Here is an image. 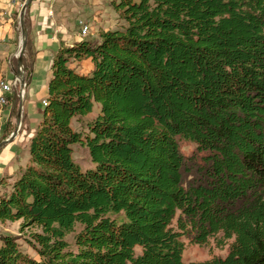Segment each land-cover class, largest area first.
Returning <instances> with one entry per match:
<instances>
[{
    "label": "trees",
    "instance_id": "1",
    "mask_svg": "<svg viewBox=\"0 0 264 264\" xmlns=\"http://www.w3.org/2000/svg\"><path fill=\"white\" fill-rule=\"evenodd\" d=\"M113 5L123 26L54 56L29 162L0 195L38 257L6 234L0 264H264V0ZM181 139L204 153L189 182ZM220 233L225 257L184 261L183 236Z\"/></svg>",
    "mask_w": 264,
    "mask_h": 264
},
{
    "label": "rangeland",
    "instance_id": "2",
    "mask_svg": "<svg viewBox=\"0 0 264 264\" xmlns=\"http://www.w3.org/2000/svg\"><path fill=\"white\" fill-rule=\"evenodd\" d=\"M64 3L65 17L67 21L74 25L76 31L79 32L78 20L83 18L89 21L91 26V34L86 38L96 39L99 38L102 31L108 29H117L124 25L125 21L120 17L118 10L113 5V0H62ZM35 52L32 45L29 48V55L24 62V76L25 80L29 82V70L34 67ZM29 67L28 69L26 68ZM86 66V65H85ZM88 66V65H87ZM86 66V67H87ZM15 70H18V65H15ZM13 78L0 79L14 80L16 74L12 75ZM30 86L28 87V94L23 98L21 96V82L17 80L16 85L12 89V93L9 94V102L0 110V144L7 138H9L18 126L17 117L20 110V104L22 99V124L19 128L17 139L3 144L0 148V195L10 189V183L16 178L20 168L25 167L30 158L29 142L27 129L36 127L38 123L43 119L44 103L39 97L30 105L28 102V96H30ZM99 112V107L96 105L94 111L91 114L85 116L80 122H74V127L78 130L86 128V123L94 118ZM14 144V151L17 152V159L13 164L2 162V156L5 150L8 149L11 143ZM181 150L185 154L187 159V165L184 170L185 182H189L194 179L199 169L204 163L203 152L199 151L197 144L191 140H180ZM74 158L83 167L87 168L93 166L92 159L89 150L83 145H75ZM27 164L25 165V163ZM25 165V166H24ZM5 180L8 184L2 183ZM22 221H0V243L1 237L6 234L13 235L17 238L22 249L28 252L30 255L38 257L37 252L31 246V232L37 230L36 228L22 227ZM80 230V226L77 227L76 232ZM76 232L67 236L69 242L74 243V236ZM182 241L185 244L183 252V259L186 262L190 261H205L214 257H225L230 249V245L233 239H225L223 234L220 233L213 236L205 244H198L192 242V240L183 236ZM140 252V249L137 250Z\"/></svg>",
    "mask_w": 264,
    "mask_h": 264
},
{
    "label": "crops",
    "instance_id": "3",
    "mask_svg": "<svg viewBox=\"0 0 264 264\" xmlns=\"http://www.w3.org/2000/svg\"><path fill=\"white\" fill-rule=\"evenodd\" d=\"M60 1L62 0H33L25 12V23L29 33L28 42L33 46L35 52L32 75L25 89L26 96L30 86L31 95L28 96L30 105L34 103L36 97L42 101L47 98L49 82L52 77L53 59L60 47L73 45L82 39L74 25L67 21L64 3ZM25 2L26 0H0V79L13 78L12 75L17 72L15 65H18L22 42L20 16ZM51 6L55 12L54 18L48 15ZM28 55L27 46L24 54L25 61ZM91 67L92 62L87 59L78 65V70L86 72ZM32 98H35L34 101ZM36 127L27 129L28 139L33 136ZM15 143H11L5 150L2 162L13 164L17 159V152L14 151ZM28 160L29 157L27 162Z\"/></svg>",
    "mask_w": 264,
    "mask_h": 264
},
{
    "label": "water",
    "instance_id": "4",
    "mask_svg": "<svg viewBox=\"0 0 264 264\" xmlns=\"http://www.w3.org/2000/svg\"><path fill=\"white\" fill-rule=\"evenodd\" d=\"M33 0H26V2L24 3L23 7H22V11H21V28H22V42H21V49H20V53H19V58H18V70L16 72V78L17 80H20L21 82V96L24 98L25 96L22 94V91L24 89H26L27 87V81L25 80V76H24V71H23V67H24V54L27 48V44H28V30H27V26L25 23V12L27 7L29 6V4L32 2ZM23 102L24 100L22 99L21 104H20V110H19V114L17 117V123L18 126L15 129V131L12 133V135L5 139L1 144H0V148L2 147L3 144L9 143L11 141H13L15 139V137L18 135L19 133V128L22 124V110H23Z\"/></svg>",
    "mask_w": 264,
    "mask_h": 264
},
{
    "label": "built area",
    "instance_id": "5",
    "mask_svg": "<svg viewBox=\"0 0 264 264\" xmlns=\"http://www.w3.org/2000/svg\"><path fill=\"white\" fill-rule=\"evenodd\" d=\"M48 15L51 18H54V16H55V12H54V9L52 8V6L49 9ZM78 27H79L80 38H86L89 34H91V26L89 24V21H87L83 18H80L78 20ZM16 83H17V78L14 80H7V81L1 80V82H0V102L6 103V101L2 100L3 90H10L12 92V89H13L14 85H16Z\"/></svg>",
    "mask_w": 264,
    "mask_h": 264
},
{
    "label": "bare ground",
    "instance_id": "6",
    "mask_svg": "<svg viewBox=\"0 0 264 264\" xmlns=\"http://www.w3.org/2000/svg\"><path fill=\"white\" fill-rule=\"evenodd\" d=\"M11 93L12 92L10 90H3V92H2V100L6 101V103L0 102V110H2L3 107L9 102V94H11ZM22 94L25 96V89L22 91ZM43 103H44V105H46L47 104V100L44 99Z\"/></svg>",
    "mask_w": 264,
    "mask_h": 264
}]
</instances>
